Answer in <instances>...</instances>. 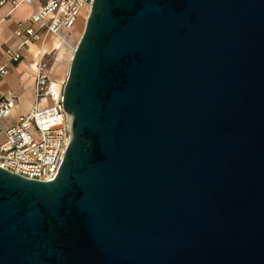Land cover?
Masks as SVG:
<instances>
[{
    "label": "water",
    "instance_id": "water-1",
    "mask_svg": "<svg viewBox=\"0 0 264 264\" xmlns=\"http://www.w3.org/2000/svg\"><path fill=\"white\" fill-rule=\"evenodd\" d=\"M56 176L0 167V264H264V0H93Z\"/></svg>",
    "mask_w": 264,
    "mask_h": 264
},
{
    "label": "built area",
    "instance_id": "built-area-1",
    "mask_svg": "<svg viewBox=\"0 0 264 264\" xmlns=\"http://www.w3.org/2000/svg\"><path fill=\"white\" fill-rule=\"evenodd\" d=\"M43 6L34 12L28 22L18 23L15 35L22 39L18 50L7 49L15 64L24 62L21 48L32 41H44L48 35H60L63 29H71L80 13L90 11L93 0H43ZM10 3L13 8L21 4L31 5L32 0H0V7ZM44 30V34L40 30ZM40 57L33 74L35 103L26 114H21L13 125L3 120L14 108L12 98L0 100V167L30 180H52L62 163L71 138L70 116L63 106L64 85L44 74ZM8 73L6 67L0 74ZM49 101L41 106L40 101Z\"/></svg>",
    "mask_w": 264,
    "mask_h": 264
},
{
    "label": "crops",
    "instance_id": "crops-1",
    "mask_svg": "<svg viewBox=\"0 0 264 264\" xmlns=\"http://www.w3.org/2000/svg\"><path fill=\"white\" fill-rule=\"evenodd\" d=\"M43 3V0H32L31 5L21 4L19 7L13 8L10 3H7L0 7V68L6 67L8 69L7 74H0V100L12 98L14 101L11 115L3 120V124L6 126L15 124L18 117L21 114L28 113L35 103L33 74L39 58H43L55 50L61 54L67 45L72 48L69 44L70 37L67 38L63 35V31L67 32L70 29H63L60 35H48L44 41H32L22 47L23 63L15 64L11 61L10 56L6 52L7 49L13 52L18 50L22 41L20 37L15 35L18 23L23 22L25 27L29 26L28 20L30 16L34 12L39 11ZM40 33L43 35L44 30L41 29ZM61 45L63 49H60ZM75 48L72 49L75 50ZM44 74L53 79L46 70H44ZM53 80L56 81L55 79ZM56 82L62 84L58 81ZM48 102L47 100H42L40 105L45 106Z\"/></svg>",
    "mask_w": 264,
    "mask_h": 264
},
{
    "label": "rangeland",
    "instance_id": "rangeland-1",
    "mask_svg": "<svg viewBox=\"0 0 264 264\" xmlns=\"http://www.w3.org/2000/svg\"><path fill=\"white\" fill-rule=\"evenodd\" d=\"M86 9L87 8H85V10L80 13L78 22H76L73 28L67 30V32L63 31V35L65 37H70L69 44L72 46V48L77 46V43L83 33L86 19L89 14V11ZM72 48L65 46V49L61 52V54L55 50L52 53L45 55L41 60L44 70H46V72L53 79L62 83V85H65L68 77L71 57L74 53Z\"/></svg>",
    "mask_w": 264,
    "mask_h": 264
},
{
    "label": "bare ground",
    "instance_id": "bare-ground-1",
    "mask_svg": "<svg viewBox=\"0 0 264 264\" xmlns=\"http://www.w3.org/2000/svg\"><path fill=\"white\" fill-rule=\"evenodd\" d=\"M61 44H62V43H61ZM63 44H65V43H63ZM55 46H56V45H55ZM63 46H64V45H63ZM67 46H68V45H67ZM60 49H63V48H62V45H61V48H60Z\"/></svg>",
    "mask_w": 264,
    "mask_h": 264
}]
</instances>
